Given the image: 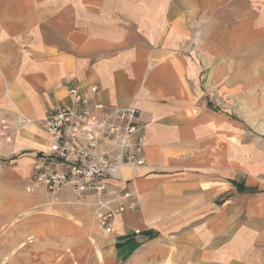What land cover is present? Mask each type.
<instances>
[{"label": "crops", "instance_id": "0c3cea01", "mask_svg": "<svg viewBox=\"0 0 264 264\" xmlns=\"http://www.w3.org/2000/svg\"><path fill=\"white\" fill-rule=\"evenodd\" d=\"M256 59L264 0H0V154L19 177L49 145L37 119L71 85L104 107L135 102L145 128L144 165L107 183L108 197L129 194L110 203L111 232L94 195L40 187L36 254L2 251L0 264H264V180L233 155L248 143L231 115L234 101L240 115L264 107L249 93L264 83Z\"/></svg>", "mask_w": 264, "mask_h": 264}, {"label": "built area", "instance_id": "2783aa9c", "mask_svg": "<svg viewBox=\"0 0 264 264\" xmlns=\"http://www.w3.org/2000/svg\"><path fill=\"white\" fill-rule=\"evenodd\" d=\"M91 87V91H95ZM69 101L57 105L37 119L49 138V145L36 162L26 185L31 192L43 187L56 193L65 188L75 201L81 202L88 193L94 195V215L104 232H111L116 210L113 200H122L128 193L107 196L108 180L123 167L144 165L141 155L145 137L140 110L130 106L104 107L83 95L78 85L67 89ZM19 122L32 119L18 112ZM9 124L0 121V137L9 138ZM139 233V230H135Z\"/></svg>", "mask_w": 264, "mask_h": 264}, {"label": "rangeland", "instance_id": "374dc122", "mask_svg": "<svg viewBox=\"0 0 264 264\" xmlns=\"http://www.w3.org/2000/svg\"><path fill=\"white\" fill-rule=\"evenodd\" d=\"M252 62H255L257 66L250 68L249 75H264V61L262 60L261 65L257 59ZM249 93L250 95H264V83L250 84ZM256 103V99L251 100L248 115H240V106L234 101L231 115L240 130H243V140H247L248 147L247 149L234 148L233 155H239L242 152L245 156H248L250 170L256 171V167L259 166L261 168L260 174L263 176L259 179L264 180V107L262 111L257 113ZM0 141L6 140L0 137ZM252 157H256L255 160H252ZM256 160L260 161L259 165L255 162ZM16 172L15 163L0 154V253L9 251L35 255L36 249L32 245L31 237H33V225L37 221L36 216L43 213V205H41V201H33L32 196L38 193L40 187L27 192L28 176L19 177ZM234 186L236 185L234 184ZM1 258L0 255V263Z\"/></svg>", "mask_w": 264, "mask_h": 264}, {"label": "trees", "instance_id": "16d2710c", "mask_svg": "<svg viewBox=\"0 0 264 264\" xmlns=\"http://www.w3.org/2000/svg\"><path fill=\"white\" fill-rule=\"evenodd\" d=\"M232 182L236 185L238 190H244L245 189V185H243L242 183H239L237 181L232 180Z\"/></svg>", "mask_w": 264, "mask_h": 264}]
</instances>
